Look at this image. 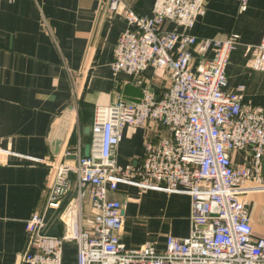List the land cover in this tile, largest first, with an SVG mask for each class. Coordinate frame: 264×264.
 Instances as JSON below:
<instances>
[{"label":"built area","instance_id":"built-area-1","mask_svg":"<svg viewBox=\"0 0 264 264\" xmlns=\"http://www.w3.org/2000/svg\"><path fill=\"white\" fill-rule=\"evenodd\" d=\"M237 1L246 12L250 0ZM104 2L127 26L114 50V76L125 73L142 86L152 67L155 78L166 77L169 86L158 94L147 87L136 102L96 108L89 156L78 154L72 164L48 162L53 175L47 210L26 223L22 263L63 264L65 246L75 244L77 264H264V236L255 234L250 203L243 198L247 182L264 190V107L246 105L242 88L226 92L227 68L239 47L245 48L249 68L264 72V38L251 46L236 35L226 40L193 35L207 0H156L150 17L125 0ZM166 23L180 31L166 30ZM211 50L212 59L204 61ZM126 127L157 130L156 138L146 140L138 166L117 163ZM1 143L0 137L3 166L9 154ZM235 152H246L247 162L235 165ZM74 184L78 195L70 197ZM121 184L188 195L189 237L168 236L162 251L153 243L128 248L121 240L125 203L111 197ZM87 193L90 223L83 214ZM49 210L60 212V237L45 233Z\"/></svg>","mask_w":264,"mask_h":264},{"label":"crops","instance_id":"crops-1","mask_svg":"<svg viewBox=\"0 0 264 264\" xmlns=\"http://www.w3.org/2000/svg\"><path fill=\"white\" fill-rule=\"evenodd\" d=\"M125 1L144 17L152 15L156 2ZM206 7L193 35L211 40L236 35L242 45L261 44L264 0H250L244 13L237 0H207ZM126 28L122 18L106 11L104 0H0V137L1 148L9 154L0 166V264H23L26 223L34 213L47 210L53 175L48 162L72 164L78 154L86 156L95 109L120 100L139 101L147 87L158 94L169 86L166 77L155 78L152 67L144 73L142 86L125 73L114 76V50ZM165 29L180 31L173 23ZM245 52L239 47L231 55L226 92L242 88L246 105L264 107V72L249 68ZM212 57L211 50L204 61ZM156 132L126 127L118 165L138 166L146 140L156 138ZM232 157L235 165H242L249 156L235 152ZM258 187L245 183L243 198L250 203L255 234L264 236V190ZM77 195L74 184L70 197ZM89 196L83 198L86 223L91 221ZM111 197L125 203L121 240L128 248L153 243L162 251L168 236L190 235L186 194L121 184ZM46 217L45 233L60 237V212L49 210ZM63 264H77L75 244L65 246Z\"/></svg>","mask_w":264,"mask_h":264},{"label":"water","instance_id":"water-1","mask_svg":"<svg viewBox=\"0 0 264 264\" xmlns=\"http://www.w3.org/2000/svg\"><path fill=\"white\" fill-rule=\"evenodd\" d=\"M89 154H90V146L87 147V153H86V156H89Z\"/></svg>","mask_w":264,"mask_h":264},{"label":"rangeland","instance_id":"rangeland-1","mask_svg":"<svg viewBox=\"0 0 264 264\" xmlns=\"http://www.w3.org/2000/svg\"><path fill=\"white\" fill-rule=\"evenodd\" d=\"M89 213L86 212L85 216L88 215ZM91 218V217H90Z\"/></svg>","mask_w":264,"mask_h":264}]
</instances>
